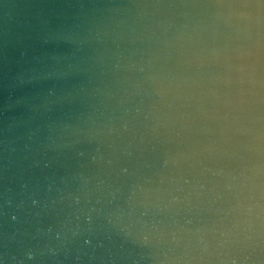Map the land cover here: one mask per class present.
<instances>
[{"label":"water","instance_id":"water-1","mask_svg":"<svg viewBox=\"0 0 264 264\" xmlns=\"http://www.w3.org/2000/svg\"><path fill=\"white\" fill-rule=\"evenodd\" d=\"M0 264H264V0H0Z\"/></svg>","mask_w":264,"mask_h":264}]
</instances>
